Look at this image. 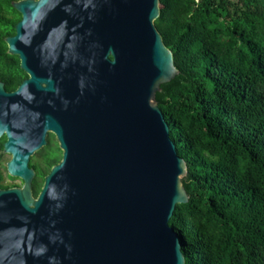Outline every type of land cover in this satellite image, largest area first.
Masks as SVG:
<instances>
[{"label":"water","instance_id":"95a60500","mask_svg":"<svg viewBox=\"0 0 264 264\" xmlns=\"http://www.w3.org/2000/svg\"><path fill=\"white\" fill-rule=\"evenodd\" d=\"M12 7L22 19L7 53L30 74L20 90L45 85L63 159L37 199L26 178L0 192V264H185L169 221L189 201L187 166L155 99L179 75L154 25L159 0Z\"/></svg>","mask_w":264,"mask_h":264},{"label":"trees","instance_id":"16d2710c","mask_svg":"<svg viewBox=\"0 0 264 264\" xmlns=\"http://www.w3.org/2000/svg\"><path fill=\"white\" fill-rule=\"evenodd\" d=\"M159 10L179 75L155 99L189 197L169 226L185 264H264V0H159ZM15 22L0 21V60Z\"/></svg>","mask_w":264,"mask_h":264},{"label":"flooded vegetation","instance_id":"af4514ba","mask_svg":"<svg viewBox=\"0 0 264 264\" xmlns=\"http://www.w3.org/2000/svg\"><path fill=\"white\" fill-rule=\"evenodd\" d=\"M20 1L24 0L10 1V13L0 8V21H16L11 35L3 38L4 44L15 36V27L22 19L12 7ZM30 70L35 78L45 79L43 69ZM28 81V70L22 68L18 56L7 53L6 46L5 57L0 60V192L23 189L26 178L32 198L37 199L50 173L62 163L63 151L48 123L52 120L60 128L59 114L55 116V109L50 110L45 85L41 90L32 85L20 90ZM16 166L23 169V176L12 174Z\"/></svg>","mask_w":264,"mask_h":264}]
</instances>
